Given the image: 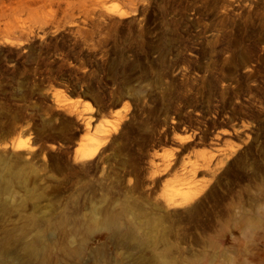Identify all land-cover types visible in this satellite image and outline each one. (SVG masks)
Returning <instances> with one entry per match:
<instances>
[{
  "label": "rangeland",
  "instance_id": "1",
  "mask_svg": "<svg viewBox=\"0 0 264 264\" xmlns=\"http://www.w3.org/2000/svg\"><path fill=\"white\" fill-rule=\"evenodd\" d=\"M133 26L164 37L179 62L171 77L97 95L40 87L45 105L21 104L41 112L38 141L30 119L2 110L13 126L0 134V172L19 175L0 196V262L264 264V0H0L2 76L19 63L22 78L35 73L48 39L95 54ZM56 62L97 75L74 52ZM107 211H126L122 230L92 231ZM35 240L44 253L26 248Z\"/></svg>",
  "mask_w": 264,
  "mask_h": 264
},
{
  "label": "trees",
  "instance_id": "2",
  "mask_svg": "<svg viewBox=\"0 0 264 264\" xmlns=\"http://www.w3.org/2000/svg\"><path fill=\"white\" fill-rule=\"evenodd\" d=\"M132 28L134 34L124 44L109 41L104 44L105 48L95 54L85 51L83 45H77L74 51H70V46L58 42L57 39H48L41 45L35 46L33 52L38 55V69L24 78L20 76L23 69L21 63L12 73L14 79L2 76L3 68H0V114L3 109H11L13 112H18L19 122L30 119L35 139L38 141L42 136L41 112L32 109L23 112L21 104L37 102L45 105L38 92L40 87L53 83L65 88L70 87L71 92L75 94L97 95L108 94L115 87L117 90H124L126 84L132 83L137 75H149L152 78L171 77L173 71L177 70L179 62H171L172 52H167L166 47L163 46L164 37L155 38L149 30L145 37L139 38L136 27ZM122 30L127 31V26ZM61 51L69 52L71 55L74 52L84 57L86 62L80 66L88 67L89 72H96V77L91 82H87L82 77L71 76L74 71L61 67L60 62L50 63L55 54ZM18 80L24 82L22 91L18 90ZM35 84L37 89L32 93L31 86ZM28 112L32 114H26ZM2 120L4 118L0 115V134L13 126L12 122L2 126Z\"/></svg>",
  "mask_w": 264,
  "mask_h": 264
},
{
  "label": "bare ground",
  "instance_id": "3",
  "mask_svg": "<svg viewBox=\"0 0 264 264\" xmlns=\"http://www.w3.org/2000/svg\"><path fill=\"white\" fill-rule=\"evenodd\" d=\"M80 146H85V145L80 144ZM76 150H79V149L77 148ZM18 175L19 174H16V173L8 175V174H4V172H0V196L9 193L12 190V188L14 187V185L17 181ZM2 207L5 210H8L7 209L8 205L6 204V202L3 203ZM11 210H13L15 213L19 214L22 217V219H24V220H39L38 217L34 214H24L23 210H21V207H12ZM123 213H126V211H122V212L107 211L104 214V216L102 217V219L98 220L97 225L96 226H90V229L92 231L101 229L102 231H105V232H112L115 230L120 231L124 227V225L121 221ZM244 219H248V218H244ZM246 221L249 222L251 227L257 225L259 222V220H246ZM34 225H36V227L39 226V224H37V223H34ZM145 238L147 240V244L150 247H156L157 246V244H158L157 240L149 239V235H147ZM26 248L28 250H32L35 253H38V252L44 253L43 252L44 247H43V245H41L39 240H35L32 243L28 244L26 246ZM6 250H7V247L4 246L2 251H1L2 258H4L6 256ZM0 264H8V263H4V261L2 262V260H1ZM11 264H17V263H11ZM149 264H167V263H164L162 261H156V262H151ZM168 264H171V263H168Z\"/></svg>",
  "mask_w": 264,
  "mask_h": 264
},
{
  "label": "water",
  "instance_id": "4",
  "mask_svg": "<svg viewBox=\"0 0 264 264\" xmlns=\"http://www.w3.org/2000/svg\"><path fill=\"white\" fill-rule=\"evenodd\" d=\"M82 98H84L83 96H82ZM79 142V141H78ZM75 149H76V146L74 147Z\"/></svg>",
  "mask_w": 264,
  "mask_h": 264
}]
</instances>
